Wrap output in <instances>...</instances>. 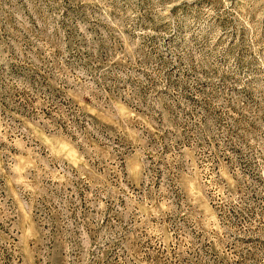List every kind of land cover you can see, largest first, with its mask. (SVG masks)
<instances>
[{"label": "rangeland", "instance_id": "374dc122", "mask_svg": "<svg viewBox=\"0 0 264 264\" xmlns=\"http://www.w3.org/2000/svg\"><path fill=\"white\" fill-rule=\"evenodd\" d=\"M0 264H264V0H0Z\"/></svg>", "mask_w": 264, "mask_h": 264}]
</instances>
